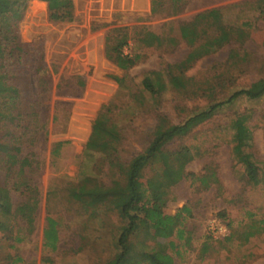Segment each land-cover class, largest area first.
Listing matches in <instances>:
<instances>
[{"label": "rangeland", "instance_id": "rangeland-1", "mask_svg": "<svg viewBox=\"0 0 264 264\" xmlns=\"http://www.w3.org/2000/svg\"><path fill=\"white\" fill-rule=\"evenodd\" d=\"M21 7L14 33L22 48L14 60L8 53L2 67L18 92L0 103L7 115L0 120V134L13 148L0 152V185L10 192V213L0 210V218L11 217V259L19 255L16 264H107L118 250L125 221L111 204L87 207L75 200L70 187L84 179L103 188L124 184L126 164L149 145L162 118L182 123L240 88L259 90L264 85V0H72L71 21L52 20L46 1L27 0ZM212 8L221 10L225 25L246 27L248 35L236 34L197 59L185 71L192 78L188 90L168 86L156 96L144 91L147 72L162 71L167 80V65L191 50L179 24ZM117 28L129 35L124 53L139 55L128 69L106 52L107 37ZM147 32L155 35L152 45L144 42ZM115 75L125 77L123 86ZM109 103L106 125L116 127L119 139L113 146L124 166L116 164L112 151L99 149L100 140L110 136L94 125ZM244 112L251 114L250 151L264 172V96L227 104L167 143L166 150L185 155V176L177 183L163 185L161 163L142 171L145 185L150 181L164 191L165 213L188 208L180 216L181 239L176 232L170 238L142 231L138 236L151 247L164 244L176 264H264V182L249 183L231 154L229 123ZM91 137L95 148L87 149ZM48 217L57 221L56 251L43 248ZM19 236L24 240L18 242ZM7 240V233L0 234V264L10 252Z\"/></svg>", "mask_w": 264, "mask_h": 264}, {"label": "trees", "instance_id": "trees-1", "mask_svg": "<svg viewBox=\"0 0 264 264\" xmlns=\"http://www.w3.org/2000/svg\"><path fill=\"white\" fill-rule=\"evenodd\" d=\"M48 3L50 18L57 21H71L73 13L71 8L72 0H42ZM27 0H0V103L10 102L14 99L11 93H17L18 90L8 83L7 75L2 71L3 60L7 54L11 59H16V50L20 51L22 44L17 40L14 33V27L17 21L22 17V5ZM204 26H201L202 22ZM180 36L184 39L191 50L179 62L167 65V80L162 71L147 72L142 79V88L144 91L156 96L164 92L168 86L178 91H186L192 84V78L185 75V71L193 63L230 42L236 34L243 39L248 35L247 28L241 27L235 29L225 25L221 21V10L212 8L196 14L193 19L179 24ZM112 35L107 37V55L113 59L122 69H128L134 66L139 55L125 54L123 48L129 42V35L123 29H114ZM144 42L152 45L156 40L152 32H147ZM117 37V38H116ZM5 38L7 44L2 40ZM11 43V44H10ZM236 56V55H235ZM115 80L123 86L125 77L114 76ZM16 96H18L16 94ZM264 96V85L257 91L248 88H240L228 97L219 101H212L205 108L194 112L182 123H168L162 118L158 123L153 138L144 151L135 155L124 168L125 183L115 181L112 186L100 187L90 186L87 179H84L80 185L70 187L69 194L72 198L82 202L87 207H96L99 204H111L116 209L120 217L125 221L117 239V252L109 259L107 264H176L174 256L168 251L162 243L157 246H149L144 240H139V233L145 232L153 238H170L174 232L181 239L184 237L185 229L181 226L180 216L182 211H188L183 206L176 214H168L163 211V190H155L153 183L149 181L145 185L142 181V171L149 165L155 163L162 164L163 185L171 186L177 183L185 176V155L177 152H170L165 149V145L175 138L181 136L193 121L210 117L216 114L219 109L227 104H232L236 100L246 97L248 99H260ZM143 97V95H142ZM141 97V99H143ZM110 110V103L103 106V110L96 118L95 130L103 127V131L110 136V140H100L99 149L103 152L112 151L116 158V164L124 166L119 161L118 149L113 143L119 139L115 126L106 125V112ZM7 115L0 111V120ZM20 118L24 117L18 113ZM251 114L239 113L231 119L229 126L231 130L230 144L231 154L234 161L244 169V176L252 185H260L264 182V172L254 159L250 145L253 140V130L249 124ZM12 141L7 139L4 134H0V152L7 154L13 149ZM62 142L57 143L55 151H58ZM94 138L91 137L87 143V149L95 148ZM177 155V156H176ZM181 155V157H179ZM160 190V191H159ZM35 193V191H34ZM35 196V195H34ZM10 202L9 190L0 185V210L3 213H10L7 203ZM31 220L27 224H31ZM9 222L0 218V229H8ZM264 232V223L260 228ZM50 230V231H49ZM18 242L24 240V237H16ZM59 233L57 221L48 217V225L44 229L43 248L52 251L58 249ZM170 246L175 244L170 241ZM11 246H14L12 243ZM19 255L11 259V264L21 261Z\"/></svg>", "mask_w": 264, "mask_h": 264}, {"label": "crops", "instance_id": "crops-1", "mask_svg": "<svg viewBox=\"0 0 264 264\" xmlns=\"http://www.w3.org/2000/svg\"><path fill=\"white\" fill-rule=\"evenodd\" d=\"M7 221L9 222L8 229H4V230L0 229V234L7 233V239H8L7 240L8 241L7 246H8L9 251H10L6 255L5 259L2 260L3 264H11V217Z\"/></svg>", "mask_w": 264, "mask_h": 264}, {"label": "built area", "instance_id": "built-area-1", "mask_svg": "<svg viewBox=\"0 0 264 264\" xmlns=\"http://www.w3.org/2000/svg\"><path fill=\"white\" fill-rule=\"evenodd\" d=\"M213 230H215V228H214ZM218 230H222V231H224L225 229H223L222 226H219V229H218Z\"/></svg>", "mask_w": 264, "mask_h": 264}]
</instances>
